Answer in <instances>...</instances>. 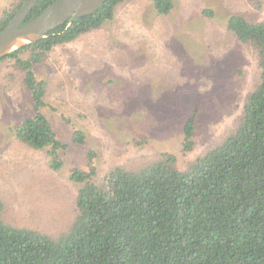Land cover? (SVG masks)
I'll return each mask as SVG.
<instances>
[{
  "label": "rangeland",
  "instance_id": "1",
  "mask_svg": "<svg viewBox=\"0 0 264 264\" xmlns=\"http://www.w3.org/2000/svg\"><path fill=\"white\" fill-rule=\"evenodd\" d=\"M12 1L0 0V14ZM172 1L173 10L163 16L150 0H130L99 32L56 49L51 60L35 67L39 78L54 83V109L43 112L64 143L72 144L74 127L86 133L97 153L98 181L115 167L149 164L162 153L175 155L178 166L186 168L236 128L257 86L251 46L235 39L226 50H211L208 41L216 43L215 34L226 31L233 15L263 21L264 0L258 9L247 0ZM205 11H212L213 18ZM129 18L150 39L126 29ZM12 71L7 64L0 68L4 216L52 234L74 214L79 187L70 180V168H83L85 156L80 145L70 146L65 166L54 172L45 152L16 139L14 129L33 115V106L21 77L8 79ZM194 113L196 145L184 154L182 130ZM142 139L146 142L138 144Z\"/></svg>",
  "mask_w": 264,
  "mask_h": 264
},
{
  "label": "trees",
  "instance_id": "2",
  "mask_svg": "<svg viewBox=\"0 0 264 264\" xmlns=\"http://www.w3.org/2000/svg\"><path fill=\"white\" fill-rule=\"evenodd\" d=\"M25 1L13 0L0 14V32ZM57 1L40 0L23 24ZM128 1L107 0L94 14L0 60V68L7 64L13 70L8 79L21 77L33 106V115L14 129L16 139L45 152L54 172L65 166L70 146L80 145L85 156L83 168H70L79 190L74 214L58 232L6 220L0 197V264H264V20L252 23L233 15L226 31L215 34L216 43L208 41L211 50H226L235 39L251 46L259 80L236 128L186 168L178 166L175 155L162 153L149 164L115 167L98 181L97 153L86 133L74 127L72 144L64 143L43 112L54 109V83L39 78L35 67L51 60L56 49L99 32ZM150 1L159 15L174 8L172 0ZM247 1L257 9L262 5V0ZM204 16L213 18V12ZM196 116L183 126L184 154L196 145Z\"/></svg>",
  "mask_w": 264,
  "mask_h": 264
},
{
  "label": "water",
  "instance_id": "3",
  "mask_svg": "<svg viewBox=\"0 0 264 264\" xmlns=\"http://www.w3.org/2000/svg\"><path fill=\"white\" fill-rule=\"evenodd\" d=\"M40 0H26L11 22L0 32V60L13 51L33 45L54 29L75 18L94 14L107 0H59L39 16L23 24Z\"/></svg>",
  "mask_w": 264,
  "mask_h": 264
},
{
  "label": "clouds",
  "instance_id": "4",
  "mask_svg": "<svg viewBox=\"0 0 264 264\" xmlns=\"http://www.w3.org/2000/svg\"><path fill=\"white\" fill-rule=\"evenodd\" d=\"M125 28H131L134 32L142 34L145 39H150L149 34L136 20L129 18L125 23Z\"/></svg>",
  "mask_w": 264,
  "mask_h": 264
}]
</instances>
